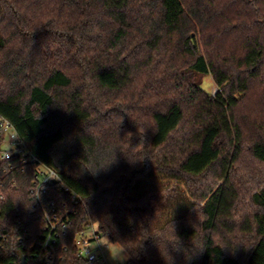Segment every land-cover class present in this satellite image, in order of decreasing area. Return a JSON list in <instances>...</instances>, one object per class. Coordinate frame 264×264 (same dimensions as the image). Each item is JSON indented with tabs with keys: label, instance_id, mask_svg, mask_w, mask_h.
Here are the masks:
<instances>
[{
	"label": "trees",
	"instance_id": "1",
	"mask_svg": "<svg viewBox=\"0 0 264 264\" xmlns=\"http://www.w3.org/2000/svg\"><path fill=\"white\" fill-rule=\"evenodd\" d=\"M0 114L81 197L65 264L82 216L127 264H264V0H0ZM155 173L191 199L162 225ZM22 174L0 229L36 220Z\"/></svg>",
	"mask_w": 264,
	"mask_h": 264
},
{
	"label": "built area",
	"instance_id": "2",
	"mask_svg": "<svg viewBox=\"0 0 264 264\" xmlns=\"http://www.w3.org/2000/svg\"><path fill=\"white\" fill-rule=\"evenodd\" d=\"M0 127L10 128L14 133L0 131V202L17 188V174L24 175L31 168L34 176L28 193L36 219L30 221L31 224L19 220L18 228L11 225L8 229H0V255L14 240L25 251L28 264H65L69 246L66 239L70 237L74 217L79 213L77 204L81 197L62 181L56 169L44 163L21 140L13 124L1 114ZM24 176L25 179L27 175ZM62 191H70L75 204L58 198L57 194ZM81 220L82 226L74 235L77 257L83 264H109L105 253V247L110 244L108 237L91 218L82 216ZM104 237L109 242L105 245L102 243Z\"/></svg>",
	"mask_w": 264,
	"mask_h": 264
},
{
	"label": "rangeland",
	"instance_id": "3",
	"mask_svg": "<svg viewBox=\"0 0 264 264\" xmlns=\"http://www.w3.org/2000/svg\"><path fill=\"white\" fill-rule=\"evenodd\" d=\"M196 80L205 90H212H206L207 92L213 95L218 92L219 87L214 81L211 74H197ZM167 186L171 187L173 194L172 196L167 197V200L165 202V213L164 217L159 221L160 225H162L170 218L183 215L188 210L191 204V199L187 193L185 185L183 183L173 181L170 177L162 173H155L153 176H151V178L144 180L142 183V187L145 189H160ZM102 243L104 245L106 243H109L106 237L102 239ZM105 253L108 258L109 264H127L128 262L129 256L127 252L117 243L110 242L109 246L105 247Z\"/></svg>",
	"mask_w": 264,
	"mask_h": 264
},
{
	"label": "clouds",
	"instance_id": "4",
	"mask_svg": "<svg viewBox=\"0 0 264 264\" xmlns=\"http://www.w3.org/2000/svg\"><path fill=\"white\" fill-rule=\"evenodd\" d=\"M208 90V89H206ZM208 91H212V90H208ZM0 131L6 133V134H14L12 133V130L10 128H6V127H0Z\"/></svg>",
	"mask_w": 264,
	"mask_h": 264
},
{
	"label": "water",
	"instance_id": "5",
	"mask_svg": "<svg viewBox=\"0 0 264 264\" xmlns=\"http://www.w3.org/2000/svg\"><path fill=\"white\" fill-rule=\"evenodd\" d=\"M22 264H28L25 257L22 258Z\"/></svg>",
	"mask_w": 264,
	"mask_h": 264
}]
</instances>
